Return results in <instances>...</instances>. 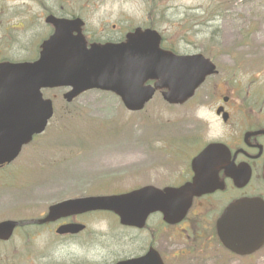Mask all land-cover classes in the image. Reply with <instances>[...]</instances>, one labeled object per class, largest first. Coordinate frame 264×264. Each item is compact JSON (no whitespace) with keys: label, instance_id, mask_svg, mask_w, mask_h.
<instances>
[{"label":"rangeland","instance_id":"rangeland-1","mask_svg":"<svg viewBox=\"0 0 264 264\" xmlns=\"http://www.w3.org/2000/svg\"><path fill=\"white\" fill-rule=\"evenodd\" d=\"M71 1L82 3L90 23L124 13L130 27L155 28L179 53L210 57L219 74L209 77L184 105L172 106L156 94L139 112L127 110L111 92L89 90L67 102L65 88L49 90L55 114L47 129L14 162L0 167V220L88 194L94 178L97 184L111 181L112 188L121 189L151 180L153 158L175 157L173 152L191 156L198 147L181 142L194 135L203 142L223 134L212 102L203 100L208 92L216 100L236 84V94L247 104L255 80L264 90V52L257 49L264 48V0ZM207 116L208 129L200 122ZM112 223L110 218L97 226L106 230ZM16 233L0 242V264H32L29 250L39 254L37 260L43 258L44 236L31 242L25 229ZM229 264H264V247Z\"/></svg>","mask_w":264,"mask_h":264},{"label":"flooded vegetation","instance_id":"flooded-vegetation-1","mask_svg":"<svg viewBox=\"0 0 264 264\" xmlns=\"http://www.w3.org/2000/svg\"><path fill=\"white\" fill-rule=\"evenodd\" d=\"M81 4L71 0H0V113L28 110V102L18 107L14 94L3 85L17 81L20 71L39 58L44 41L55 30L51 16H83L82 32L88 46L94 41L125 39L130 31L126 14L116 13L90 23ZM254 82L247 104L236 94V84L227 86L230 92L216 100L210 92L204 96V101L213 103L216 118L224 128L223 134L211 142L223 143L226 150L215 149L194 166V157L206 145L195 135L190 142L200 144L194 155L185 157L173 152L175 157L153 158L148 167L151 180L121 189L112 188L111 181L97 184L94 178L88 194L72 197L120 194L154 186L164 195L172 190L185 196L192 194L184 215L166 216L158 209L140 218L139 223L130 224L122 223L111 209L76 207L60 210L47 219L54 201L43 209L34 207L27 216L21 213L17 218H8L19 220L11 239L19 229L26 230L31 242L44 236L47 251L37 260L39 254L29 250L32 264H229L239 259L242 256L221 241L217 225L232 202L244 197L264 199V90ZM42 93L48 97L47 89ZM219 108L221 114L217 113ZM223 113H227V119ZM200 119L204 127L209 125L208 116ZM165 199L167 209L177 208V199ZM110 218L115 224L99 229L97 225Z\"/></svg>","mask_w":264,"mask_h":264},{"label":"water","instance_id":"water-1","mask_svg":"<svg viewBox=\"0 0 264 264\" xmlns=\"http://www.w3.org/2000/svg\"><path fill=\"white\" fill-rule=\"evenodd\" d=\"M160 44L161 35L157 30L137 28L126 42L96 44L87 49L67 29H62L60 37L57 33L44 44L41 59L27 69L34 110L25 115H5L0 123V163L14 159L23 144L31 141L35 133L42 132L52 117L53 102L41 98L42 87H71L65 94L69 101L89 89L111 90L122 97L129 109L138 110L157 89L164 90L167 101L183 103L207 75L215 72V65L202 54L177 55L162 49ZM148 80H156L155 85H146ZM215 146L209 145L197 159L208 156ZM163 197L158 189L146 187L121 195L71 199L53 208L56 211L82 206L80 209H83L87 207L84 205L109 208L119 213L122 221L138 223L142 216L161 207ZM178 199L185 202L182 196ZM16 225L11 220L1 222L0 238L8 239ZM218 226L227 247L241 254L255 251L264 243V201L245 198L232 203Z\"/></svg>","mask_w":264,"mask_h":264},{"label":"bare ground","instance_id":"bare-ground-1","mask_svg":"<svg viewBox=\"0 0 264 264\" xmlns=\"http://www.w3.org/2000/svg\"><path fill=\"white\" fill-rule=\"evenodd\" d=\"M257 49H258L259 51H261V50H262V51L264 52V48H257Z\"/></svg>","mask_w":264,"mask_h":264}]
</instances>
